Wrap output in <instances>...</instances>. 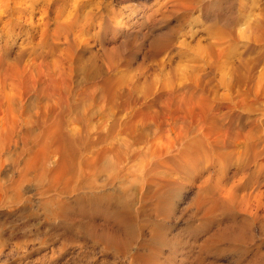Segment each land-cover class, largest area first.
Returning <instances> with one entry per match:
<instances>
[{"label":"clouds","instance_id":"9594fccd","mask_svg":"<svg viewBox=\"0 0 264 264\" xmlns=\"http://www.w3.org/2000/svg\"><path fill=\"white\" fill-rule=\"evenodd\" d=\"M0 264H264V0H0Z\"/></svg>","mask_w":264,"mask_h":264}]
</instances>
